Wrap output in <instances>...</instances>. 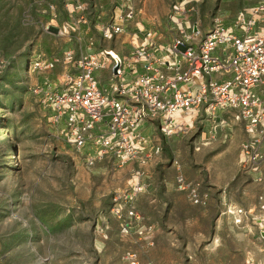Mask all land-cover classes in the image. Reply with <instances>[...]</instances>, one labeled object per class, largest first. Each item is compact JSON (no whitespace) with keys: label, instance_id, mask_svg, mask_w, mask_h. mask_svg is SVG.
Segmentation results:
<instances>
[{"label":"built area","instance_id":"1","mask_svg":"<svg viewBox=\"0 0 264 264\" xmlns=\"http://www.w3.org/2000/svg\"><path fill=\"white\" fill-rule=\"evenodd\" d=\"M200 1L174 3L169 39L136 22L138 32L130 36L129 54L112 49L95 51L91 41L90 52L76 55L69 50L30 62V68L40 74L66 69L55 77L44 76L29 91L48 109L63 143L87 168L107 160L120 165L135 162L141 168L137 174H142L143 167L162 154V138L182 135L195 127L203 129L208 122L211 135L219 127H227L225 138L233 133L234 124L244 125L247 138L240 147V167L250 173L261 171L264 0H244L251 4L232 19L218 8L207 28L195 17ZM137 15L132 0H127L103 28V36L111 39L127 33ZM4 63L0 60V71ZM151 125L152 136L144 134ZM256 180L263 182L262 175ZM144 187L137 181L115 191L111 213L125 237L135 233L151 240L152 227L145 225L137 206ZM176 187L191 203L205 205L209 201L201 183L182 173L176 176ZM228 212L235 215L237 225L246 219L256 221L264 238L263 196H259L253 213L243 208H228ZM122 258L129 264H143L134 251H126Z\"/></svg>","mask_w":264,"mask_h":264},{"label":"rangeland","instance_id":"2","mask_svg":"<svg viewBox=\"0 0 264 264\" xmlns=\"http://www.w3.org/2000/svg\"><path fill=\"white\" fill-rule=\"evenodd\" d=\"M176 1L132 0L138 13L133 27L107 39L103 28L127 0H0V60L5 62L0 71V264H128L123 254L135 245L122 235L111 207L115 191L129 186L131 165L105 163L89 171L69 151L50 112L29 91L44 76L66 69L40 74L30 62L69 50L90 52L91 41L95 51L129 54L136 22L169 39ZM240 6L239 0H201L195 17L207 28L218 8L229 15ZM204 137L195 127L173 146L163 138L168 160L154 177L160 196V183L175 174L172 159L187 163L190 181H196L198 159L207 180L220 162H228L222 146H204ZM137 203H152V176ZM176 203L184 202L178 197ZM254 260L264 264V255Z\"/></svg>","mask_w":264,"mask_h":264},{"label":"crops","instance_id":"3","mask_svg":"<svg viewBox=\"0 0 264 264\" xmlns=\"http://www.w3.org/2000/svg\"><path fill=\"white\" fill-rule=\"evenodd\" d=\"M239 1L242 2V6L228 15L230 19L240 9L251 4L244 0ZM233 127V133L226 138L224 134L229 132L227 127H219L214 135L210 134L208 122L203 128L206 140L204 146L213 142L220 144L221 156L228 159V162L219 163L210 180L205 179L203 159L200 161L198 159L195 180L201 183L202 191L210 195L205 205L191 203L187 195L177 189L178 173L185 175L188 180L192 179L187 163L182 160L180 162L177 158L171 161L175 170L174 176L165 178L160 183V187L163 188V195L160 196L158 180L154 177L157 178L159 174L158 167L168 160V147L160 156H156L143 167L142 174H137L141 169L137 163H127L131 165L128 184L140 181L145 185V191L152 176V203H137L144 216L145 225L152 227L151 240L134 233L129 239L135 248L127 250L136 252L141 263L254 264V256L258 253L264 255V238L259 235L256 221L246 219L243 225H237L234 222L235 215L228 212V208H243L253 213L257 210L259 196L264 197V161L258 173H250L240 167V147L247 134L244 125L234 124ZM143 132L152 136V125ZM179 136L164 140L169 146H173L178 142ZM114 162L117 161H101L94 168H86L94 171L100 165ZM260 175L263 182L256 180ZM178 197L182 198L184 203H176Z\"/></svg>","mask_w":264,"mask_h":264},{"label":"water","instance_id":"4","mask_svg":"<svg viewBox=\"0 0 264 264\" xmlns=\"http://www.w3.org/2000/svg\"><path fill=\"white\" fill-rule=\"evenodd\" d=\"M116 71H117V67L114 68V72H116ZM262 235L264 236V232L262 233Z\"/></svg>","mask_w":264,"mask_h":264},{"label":"bare ground","instance_id":"5","mask_svg":"<svg viewBox=\"0 0 264 264\" xmlns=\"http://www.w3.org/2000/svg\"><path fill=\"white\" fill-rule=\"evenodd\" d=\"M4 143L6 144V143H8V141H6V140H5V142H4ZM4 143H3V144H4Z\"/></svg>","mask_w":264,"mask_h":264}]
</instances>
